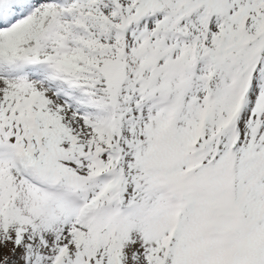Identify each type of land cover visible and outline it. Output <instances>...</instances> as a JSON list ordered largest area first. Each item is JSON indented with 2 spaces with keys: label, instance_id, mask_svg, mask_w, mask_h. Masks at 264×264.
Wrapping results in <instances>:
<instances>
[{
  "label": "snow or ice",
  "instance_id": "obj_1",
  "mask_svg": "<svg viewBox=\"0 0 264 264\" xmlns=\"http://www.w3.org/2000/svg\"><path fill=\"white\" fill-rule=\"evenodd\" d=\"M0 264H264V0H0Z\"/></svg>",
  "mask_w": 264,
  "mask_h": 264
}]
</instances>
